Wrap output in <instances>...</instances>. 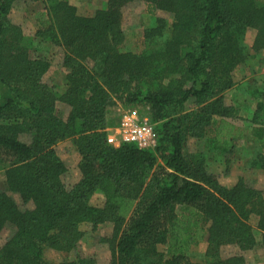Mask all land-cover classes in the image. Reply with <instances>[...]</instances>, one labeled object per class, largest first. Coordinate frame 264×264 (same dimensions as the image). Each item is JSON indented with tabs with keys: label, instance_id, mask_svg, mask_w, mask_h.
I'll use <instances>...</instances> for the list:
<instances>
[{
	"label": "trees",
	"instance_id": "obj_1",
	"mask_svg": "<svg viewBox=\"0 0 264 264\" xmlns=\"http://www.w3.org/2000/svg\"><path fill=\"white\" fill-rule=\"evenodd\" d=\"M14 1L0 0V232L14 228L0 264H49L46 247L73 252L84 228L94 232L106 222L113 224L112 235L102 237L109 264H191L190 249L202 242L203 264H243V255L223 257L221 248L264 246V189L243 177L222 184L202 152L188 151L190 138L224 154L244 137L225 92L235 70L264 48V0H108L90 14L70 0H41L47 17L34 35L10 20ZM133 1L151 15H173L171 23L156 15L140 52L121 47L123 10ZM250 28L257 29L252 44ZM43 43L62 48L61 87L43 79L50 67L36 55ZM59 103L68 107L65 116ZM118 103L147 107L154 149L108 142V129L121 119ZM248 123L250 139L264 148L263 99ZM66 139L80 156L72 184L56 149ZM251 165L264 180V149ZM96 263L77 254L58 264Z\"/></svg>",
	"mask_w": 264,
	"mask_h": 264
},
{
	"label": "rangeland",
	"instance_id": "obj_2",
	"mask_svg": "<svg viewBox=\"0 0 264 264\" xmlns=\"http://www.w3.org/2000/svg\"><path fill=\"white\" fill-rule=\"evenodd\" d=\"M108 0H70L75 4L79 13L90 14L98 8L106 6ZM162 16L167 18L171 23L173 20L172 13L166 11H156L155 15H151L147 11V5L142 1H133L128 3L123 10L122 27L125 32V40L121 45L123 50H131L140 52L144 48L145 38L144 29L155 23V18ZM10 20L21 26L25 34H35L38 27V20L47 17L45 4L41 0H15L9 14ZM257 34L256 28L248 29L246 33V41L252 44ZM50 61V67L44 74L43 79L48 84H54L61 87L63 85L65 70L62 64L63 51L61 47L43 43L40 46L39 53L36 54ZM235 83L225 92L226 104L234 105L239 110V117L235 120L237 124L244 126L245 135L230 151L219 154L216 151H209L204 139L190 138L188 140V151L202 152L205 157L207 170L216 174L222 184L231 186L240 177L258 188L264 189V180L261 170L251 165V161L255 154L263 151V147L257 140H251L249 135V118L253 114V109L259 98L264 100V91L257 96V89L264 90V48L259 50L254 58L248 60L244 66L237 68L234 72ZM258 97V98H257ZM60 113L65 116L68 107L59 103ZM114 110L122 114L125 110H133L140 116H148L147 107L143 104L127 105L118 103ZM56 149L62 159L65 161L68 169L63 175V179L67 184L74 183L80 176L78 162L80 159L75 146L71 139L60 141L56 145ZM0 188H5V174L0 170ZM16 199L17 196H15ZM95 204L102 203V195L95 194L92 198ZM252 224L256 227L257 218L252 217ZM80 241L76 250L65 253L45 248V256L49 264H58L62 260L75 258L77 254L83 256H94L96 264H109L111 259V250L109 244L102 237H110L113 231V224L106 222L100 224L96 231L91 232L88 229ZM14 228L11 224H7L0 232V247L4 245L8 238L12 236ZM257 239L260 234L257 232ZM159 248H162L160 246ZM206 242L194 245L190 249L191 264H203L204 251ZM163 249V248H162ZM223 257L233 255H243L245 262L243 264H264V246L258 242L254 248L246 251L240 250L237 245L229 244L221 248Z\"/></svg>",
	"mask_w": 264,
	"mask_h": 264
},
{
	"label": "built area",
	"instance_id": "obj_3",
	"mask_svg": "<svg viewBox=\"0 0 264 264\" xmlns=\"http://www.w3.org/2000/svg\"><path fill=\"white\" fill-rule=\"evenodd\" d=\"M155 124L149 116H140L133 110L121 114L118 125L108 129L109 143L119 145L122 142H134L143 148H155L158 144Z\"/></svg>",
	"mask_w": 264,
	"mask_h": 264
}]
</instances>
